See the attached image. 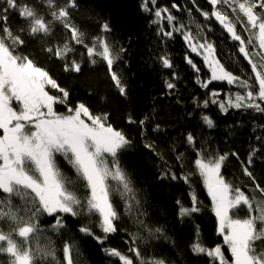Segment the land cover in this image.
I'll list each match as a JSON object with an SVG mask.
<instances>
[{
	"label": "trees",
	"instance_id": "16d2710c",
	"mask_svg": "<svg viewBox=\"0 0 264 264\" xmlns=\"http://www.w3.org/2000/svg\"><path fill=\"white\" fill-rule=\"evenodd\" d=\"M22 2L34 7L38 14L44 16L46 23L49 21L45 0ZM55 2L59 7L66 0ZM142 4L143 0H75L76 6L69 8L73 26L85 35V45L90 46L89 37L103 36L110 44L122 46L126 50L121 54L122 59L113 66L127 84L126 96L119 93L110 79L106 63L96 58V63L92 64L85 46L71 42L70 32L61 27L59 22L52 25L50 36L21 34L25 44L17 49L18 53L33 59L37 66L47 70L60 87L69 93L67 104L55 106L58 113L67 114L68 106L84 103L93 115L107 114V122L132 141L131 147L119 155V160L130 177L134 199L128 201L131 206L128 211L125 199L113 194L112 202L120 214L117 232L109 234L101 244L93 236L78 231L81 225L86 224L92 227L96 236H103L97 226L96 215L84 218L62 214L66 227L56 231L52 228L55 215L40 214L36 217L38 231L30 241L34 252L37 245L41 249L35 264H65V244L74 245V264H121L117 257L106 254L105 248H116L131 256L134 264H140V259L145 262L162 259L166 264H213L211 258L192 251L190 246L197 240L209 248L220 245L231 264L232 254L224 244L223 236L218 233L213 201L203 177L196 171L194 161L201 151L205 159L228 153L221 169L226 181L234 188L239 187L251 193L257 200L264 199L259 192H253L254 184L243 172V166H248L247 158L251 149H259L253 164L248 167L256 182L264 187V113L244 108H230L224 113L218 104L211 102L204 107V100L223 101L229 93H243L244 90L226 81H212L207 89L203 88L197 77L200 81H208L211 75L203 57L191 51L180 32H175L171 38L159 35L161 28L171 30L172 25L166 20L159 25L153 24L152 21L156 19L154 10L166 7L177 17L173 22L177 26L184 23L194 36L206 34L207 39L215 43L216 55L225 68L255 84L250 65L238 52V42L230 39L229 34L213 18L206 20L200 14L201 10L211 13L209 0H156L155 4L148 5L153 11H144ZM173 4L179 6V11L172 7ZM3 7L7 5L4 0H0V8ZM217 8L236 22L237 32L247 41L249 33L236 20L237 17L244 20L243 14L232 12L226 5H217ZM7 15V26L14 34H19L17 29L26 28L27 22L16 9H9ZM104 23L109 25L111 31H103ZM198 26H204L203 32ZM64 42H70L73 48L64 60L44 51L47 47ZM256 44L254 40L249 45L250 52L257 51ZM164 55L171 59L172 68L163 66L160 57ZM186 57H190L200 69L198 73L186 62ZM73 59L81 64L78 73L64 70L65 63L70 64ZM255 59L259 60L258 57ZM166 81L173 82L175 89H168ZM48 90L50 94L61 95L50 86ZM211 91H217L220 95L213 98L210 96ZM203 116L210 117L214 127H208ZM129 117L135 123H129ZM141 120L145 121L143 125L139 123ZM189 133L195 137V145L188 143ZM257 137L262 139L257 140ZM145 145H152V148ZM231 153L238 155L233 156ZM180 154L183 159L177 161ZM55 163L66 180V187L83 199L88 190L75 169L60 154L55 155ZM166 171L175 173L177 179L164 177ZM185 174L189 175L188 182L180 178ZM109 184L113 188L116 186V182L111 179ZM193 194L200 210L181 218L178 215L179 207H191ZM2 196L0 193V198ZM12 203L27 220L30 213L25 211V202L13 197ZM230 215L234 219H245L248 212L241 205L231 210ZM0 228L8 233L9 223L0 221ZM156 229L161 231L156 232ZM133 237L136 239L133 240ZM12 238L21 244L15 235ZM130 248H138L140 258L129 252ZM257 248H264V241L258 242ZM48 250H54V259L43 255ZM0 264H9V257L0 254Z\"/></svg>",
	"mask_w": 264,
	"mask_h": 264
},
{
	"label": "snow or ice",
	"instance_id": "6c2138e0",
	"mask_svg": "<svg viewBox=\"0 0 264 264\" xmlns=\"http://www.w3.org/2000/svg\"><path fill=\"white\" fill-rule=\"evenodd\" d=\"M4 3L7 7L0 8V130L3 131L0 135V193L3 194L0 198V221H7L10 230L5 233L3 228H0V254L9 257V264H35L41 249L37 245L34 252L30 241L38 231L36 217L40 214L55 215L52 228L56 231L66 227L62 214L84 218L96 215L97 226L103 236H96L92 227L86 224L81 225L78 231L93 236L101 244L109 234L117 232L120 214L112 202L113 194L125 199L128 211L131 208L128 201L134 199L130 177L119 160V155L131 147L132 141L107 122V114L93 115L84 103H78L75 107L68 106L67 114L58 113L55 106L67 104L69 93L60 87L47 70L37 66L33 59L18 53L17 49L25 44L21 34L26 33L32 37L50 36L53 32L52 25L59 22L61 27L70 32L71 42L85 46L92 64L96 63V58L106 63L110 79L122 96L127 95V84L122 81L121 75L113 66L122 59L121 54L126 50L122 46L110 44L103 36L89 37L90 46L85 45L84 33L73 26L69 15V8L76 6L75 0H66V3L59 7L55 0H45L50 17L47 23L43 15L38 14L34 7L23 3L22 0H4ZM149 3L155 4L156 0H143L144 11H153L149 8ZM209 3L212 7L211 13L201 10L200 14L206 20L214 18L229 34L230 39L238 42V52L250 65L255 84L225 68L216 55L215 43L209 41L206 34L194 36L184 23L178 26L173 23L177 17L172 15L168 8L155 9L156 19L152 23L159 25L164 20L168 21L172 29L161 28L158 34L171 38L175 32H180L191 51L203 57L206 66L211 70L208 81H200L197 77L203 88L207 89L212 81H226L229 85H238L244 90L243 93H229L223 101L204 100V107L211 102L218 104L224 113L230 108L254 109L264 113V0H209ZM217 5H226L232 12L243 14L244 20H239V17L236 20L243 25V30L249 33L247 41L237 32L236 22L222 13ZM172 7L179 8L175 4ZM9 9H16L27 22L26 28L17 29L19 34H14L7 26ZM198 27L203 32L204 26ZM102 28L104 32L111 31L107 23H104ZM254 40L257 42V51L250 52L249 45H252ZM44 51L64 60L73 48L70 42H64L62 45L47 47ZM160 60L165 68H172V61L167 55L160 57ZM186 62L197 73L200 71L190 57H186ZM64 70L78 73L81 64L73 59L70 64L65 63ZM173 75L175 78V74ZM48 86L61 95L50 94ZM166 87L175 89L176 85L166 81ZM219 95L217 91L210 93L213 98ZM13 101L18 103L19 110L13 108ZM202 119L208 127H214L210 117L203 116ZM144 122L141 120L139 123L143 125ZM129 123L135 121L129 117ZM26 128L29 130L26 131ZM187 141L190 145L196 143L191 133L187 135ZM145 146L152 148V145ZM257 152L259 149H251L247 158L248 166L253 164ZM56 154L62 155L75 169L78 178L84 182L88 193L83 199L66 187V180L55 163ZM228 155L224 153L205 159L201 151L194 161L196 171L203 177L213 201V210L218 218V233L223 236L224 244L232 254L231 264H264V248H257V243L264 241V199L257 200L251 193L239 187L234 188L226 181L221 169ZM182 159V154L177 156V161ZM248 166H243V172L253 182V192H259L264 197V187L256 182ZM163 176L177 179L176 174L170 171L163 173ZM180 178L185 182L189 181L187 174ZM109 179L116 182L115 188L109 184ZM13 197H19L25 202V211L30 213L27 220L20 215V210L14 207ZM177 204L180 202L177 201ZM241 205L246 208L248 216L245 219H234L230 212ZM199 210L197 198L193 194L192 206L180 205L178 215L183 218ZM140 223L143 224V221ZM160 231L156 229V232ZM149 232L151 233V229ZM13 235L20 239L21 244H17L12 238ZM135 239L136 237H133V240ZM73 247L72 244H65L63 247L65 264H74ZM190 247L195 254L211 258L213 264H229L220 245L209 248L197 240ZM103 250L109 256L117 257L121 264H134L131 256L116 248ZM129 252L135 253L137 258L141 256L138 248H130ZM43 255L55 258L54 250L45 251ZM140 264L166 262L162 259H152L149 262L140 259Z\"/></svg>",
	"mask_w": 264,
	"mask_h": 264
},
{
	"label": "rangeland",
	"instance_id": "374dc122",
	"mask_svg": "<svg viewBox=\"0 0 264 264\" xmlns=\"http://www.w3.org/2000/svg\"><path fill=\"white\" fill-rule=\"evenodd\" d=\"M179 9V8H178ZM177 10V9H176ZM211 71V70H210ZM49 87V86H48ZM12 106H13V108H16L17 110H19V105H18V103L16 102V101H13V103H12ZM26 131H27V128H26ZM3 134V131L2 130H0V135H2ZM206 186V185H205ZM207 188V187H206Z\"/></svg>",
	"mask_w": 264,
	"mask_h": 264
},
{
	"label": "water",
	"instance_id": "95a60500",
	"mask_svg": "<svg viewBox=\"0 0 264 264\" xmlns=\"http://www.w3.org/2000/svg\"><path fill=\"white\" fill-rule=\"evenodd\" d=\"M177 9V8H176ZM177 11H179V9H177ZM213 20H214V22L216 23V24H218L216 21H215V19L213 18ZM219 25V24H218ZM220 26V25H219ZM221 27V26H220ZM222 28V27H221Z\"/></svg>",
	"mask_w": 264,
	"mask_h": 264
}]
</instances>
